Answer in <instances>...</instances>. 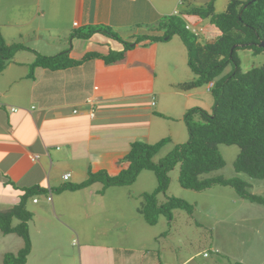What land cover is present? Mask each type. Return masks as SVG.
Wrapping results in <instances>:
<instances>
[{
	"label": "crops",
	"instance_id": "crops-1",
	"mask_svg": "<svg viewBox=\"0 0 264 264\" xmlns=\"http://www.w3.org/2000/svg\"><path fill=\"white\" fill-rule=\"evenodd\" d=\"M159 10L152 0H0V33L7 45H22L0 71V210L17 204L25 188L46 190L41 195L45 206L38 205V198L29 199L36 205L30 207L31 251L25 264H183L192 258L182 261L169 254L165 240L170 234L138 235L130 242L131 226L124 222L119 232L111 217L118 201L106 197L113 186L95 182L55 191L67 181L82 182L88 171L116 174L113 161L133 141L155 143L165 133L172 135V128L161 127L191 108L194 96V91L174 89L168 69L182 62L180 55L174 58L180 46L174 45L170 58L162 42L142 41L120 62L93 58L61 69L36 66L29 77L37 54L66 52L79 60L90 52L106 55L123 49L104 33L79 38L76 30L108 26L133 41L151 33L162 16ZM166 70L170 89L158 84ZM165 93L168 100L160 97ZM65 173H70L68 179ZM0 234L2 250L17 251L23 245L14 233Z\"/></svg>",
	"mask_w": 264,
	"mask_h": 264
},
{
	"label": "trees",
	"instance_id": "trees-1",
	"mask_svg": "<svg viewBox=\"0 0 264 264\" xmlns=\"http://www.w3.org/2000/svg\"><path fill=\"white\" fill-rule=\"evenodd\" d=\"M184 12L209 19L220 31L219 36L201 43L197 34L186 27L187 23L182 17L171 15L152 28L161 31V34L150 30L151 33L138 35L133 41L124 40L108 26H88L74 32L79 38H89L93 33L101 32L123 44L122 50H110L106 55L90 52L75 60L68 57L66 52L52 56L37 54L29 77H33L36 66L61 69L93 58H101L107 64L120 62L126 51L139 42H158L178 35L187 51V65L194 74V78L180 83L178 88L186 91L206 85L207 89L208 83L213 82L208 89L214 98L211 112L198 106L187 109L183 114L187 140L176 144L157 162L153 161V157L170 140L168 137L155 143L133 141L129 151L113 161L119 169L116 174L106 170L88 171L87 178L82 182H69L59 190H78L95 182H101L104 187L130 185L143 170H150L155 174L157 185L153 190L142 193L143 200L137 211L149 225H155L160 214L170 222L174 209H182L189 214L193 211L192 204L175 196L167 195L161 204L157 201V195L165 193L169 185V172L178 165V181L184 188L201 191L216 184L227 185L233 187L242 198L264 206V197L249 192L246 189L248 183L240 178H202L204 173L224 165L219 144L239 147L234 161L237 172L252 178H264V62L242 71L237 55V50L243 48L250 49L254 55L264 54V0H229L222 12H216L214 0H210ZM21 47L20 44L7 45L0 33V71ZM228 65L231 70L223 74ZM45 191L38 185L25 188L17 204L0 210V232L14 233L23 240L18 251L5 253L2 264H25L31 251L29 221L33 218L27 203Z\"/></svg>",
	"mask_w": 264,
	"mask_h": 264
},
{
	"label": "rangeland",
	"instance_id": "rangeland-1",
	"mask_svg": "<svg viewBox=\"0 0 264 264\" xmlns=\"http://www.w3.org/2000/svg\"><path fill=\"white\" fill-rule=\"evenodd\" d=\"M208 1L210 0H176L174 3V0H152V4H155L160 9L159 11L162 10L163 12L159 21L171 15L182 17L190 29L197 34L198 41L204 43L218 37L220 31L210 23L209 19L187 14L184 10L192 6L204 5ZM228 2L229 0H214L215 11H224ZM159 21L152 28H156ZM152 28L150 30H155ZM172 37V41L168 44L166 42L168 40L160 42L164 44L162 47L168 52L170 58L174 45L180 46V53H177L174 58L180 55L182 62H175L168 67L174 82H176L174 89L178 90L179 84L191 80L194 78V74L187 65V51L180 37L178 35ZM237 55L240 58L242 71H247L264 62V54L254 55L247 48L238 49ZM230 70L231 66L228 65L223 70V74L228 73ZM159 78L158 84L162 89L171 88L169 87L171 84L167 70L164 76ZM190 90L194 91V96L188 106H191V108L202 107L211 112L214 98L211 92L206 89V85ZM160 97L168 100V93ZM180 98L184 100L182 94H180ZM167 121L169 123L167 127H161V129L172 128V135L168 133L163 135L170 140L154 155L153 161L155 162L169 153L176 144L185 142L188 137L182 114ZM218 149L223 156L224 165L216 170L204 173L202 178L237 177L248 183L246 189L249 192L264 197V178H252L235 170L234 161L239 153V147L235 144H219ZM169 175L170 182L166 192L157 195L158 203H163L167 195L175 196L192 204V213L189 214L182 209H174L170 222L164 215L160 214L155 225H147L142 215L138 213L137 207H140L142 203V193L153 190L157 185V180L152 171L143 170L134 183L125 186H113L112 190L106 193V197H112L118 201L117 208L112 211L111 217L116 219L115 222L118 221L119 232L125 224L131 226V235L128 237L130 242H133L138 235L150 234V238H152L153 234L160 237L170 234L165 240V246L170 250L169 254L176 253V256L180 255L182 261L192 256L183 264H264L263 205L242 198L233 187L227 185L216 184L201 191L184 188L178 181V165L169 172ZM36 198L42 200L41 195L36 196ZM42 203L41 201L38 205L45 206ZM34 205L36 204L29 201L28 209H35ZM48 205H50V210L53 212L51 203H48ZM3 247L4 245L0 243V264L3 262L5 253L16 252L14 248L2 250ZM203 252H207V256H203Z\"/></svg>",
	"mask_w": 264,
	"mask_h": 264
},
{
	"label": "built area",
	"instance_id": "built-area-1",
	"mask_svg": "<svg viewBox=\"0 0 264 264\" xmlns=\"http://www.w3.org/2000/svg\"><path fill=\"white\" fill-rule=\"evenodd\" d=\"M186 27H187V28H190L189 25H186ZM192 31H194V30H192ZM212 85H213V82H212V81L209 82L208 85H207V90L210 89V88L212 87ZM88 102H89L90 104H92V102H91L90 100H89ZM152 104H153V101H152ZM15 109H16L15 107H11V110H15ZM94 113H95V112H94V109L91 107L90 110H89V115H90V116H93ZM37 157H38V155H32V156H31L32 159H36ZM69 176H70V173H65V174L63 175V178H64V179H68ZM47 200L50 201V200H51V196H48V197H47ZM33 201H34V202H37V198H33ZM202 255H203V256H207V252H203Z\"/></svg>",
	"mask_w": 264,
	"mask_h": 264
},
{
	"label": "water",
	"instance_id": "water-1",
	"mask_svg": "<svg viewBox=\"0 0 264 264\" xmlns=\"http://www.w3.org/2000/svg\"><path fill=\"white\" fill-rule=\"evenodd\" d=\"M262 45H264V43H262ZM232 50V49H231Z\"/></svg>",
	"mask_w": 264,
	"mask_h": 264
},
{
	"label": "clouds",
	"instance_id": "clouds-1",
	"mask_svg": "<svg viewBox=\"0 0 264 264\" xmlns=\"http://www.w3.org/2000/svg\"><path fill=\"white\" fill-rule=\"evenodd\" d=\"M36 198V197H35Z\"/></svg>",
	"mask_w": 264,
	"mask_h": 264
}]
</instances>
